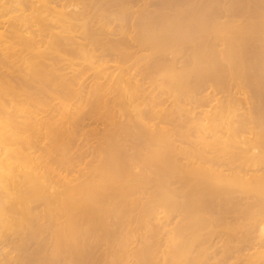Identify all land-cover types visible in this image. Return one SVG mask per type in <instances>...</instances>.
<instances>
[{
	"label": "bare ground",
	"instance_id": "6f19581e",
	"mask_svg": "<svg viewBox=\"0 0 264 264\" xmlns=\"http://www.w3.org/2000/svg\"><path fill=\"white\" fill-rule=\"evenodd\" d=\"M191 1L187 7L202 2ZM249 1L210 0L216 10L204 0L208 8H200L201 12L188 8L187 13L207 26L201 29L208 32L214 15L213 21L223 23L225 17L226 25V21L237 23L246 20V7L253 6L254 30L264 36V0ZM178 3L0 0V264H264V107L256 109L262 116L256 110L251 116L247 105L239 118L238 109L232 118L225 108L227 117H217L212 110L216 117L208 119L207 111L198 108L203 98L196 97V107L208 119L201 117L206 125L195 107L186 109L188 114L193 110L191 117L186 111L178 116L177 110L186 106L175 102L179 86L176 71L170 69L178 65H173L171 56L179 58L182 51L175 48L181 40L179 24L187 28L186 11ZM205 8L214 14H205ZM180 16L183 26L174 24ZM187 34L184 40L190 38ZM220 34L216 33L220 38L211 35L221 40ZM231 34L228 44L236 38L237 44L238 36L243 43L242 35ZM207 37L198 43L201 47L208 50L213 44L214 50L219 48L217 54L224 50ZM224 38L227 41V35ZM220 40L225 47V40ZM195 41L190 42L193 47ZM206 41L207 46H202ZM255 41L244 49L254 45L256 52ZM183 42L181 46L187 47ZM259 46L264 53V44ZM200 48L198 52L203 51ZM249 48L244 52L254 54ZM192 52L187 53L189 58L194 57ZM187 54L184 63L190 60ZM210 56L203 59H217ZM259 58L264 62V56ZM193 60L191 68L198 63ZM223 61L224 57L221 63L226 67L220 66L224 70L231 64ZM244 65L246 69L250 64ZM256 68L255 74L253 69L246 70L249 78L264 73ZM87 73L90 81L85 84ZM233 74L235 80L242 77ZM254 77L251 81L260 82ZM251 81V88L264 89L262 82L261 87ZM248 85H243L247 91ZM180 87L184 90V85ZM259 96L261 106L264 99ZM249 98L253 102L254 96ZM165 100L170 106H165ZM248 165L255 167L254 172L251 168L247 174ZM170 218L174 221L168 228ZM241 244L247 252L241 253Z\"/></svg>",
	"mask_w": 264,
	"mask_h": 264
},
{
	"label": "rangeland",
	"instance_id": "374dc122",
	"mask_svg": "<svg viewBox=\"0 0 264 264\" xmlns=\"http://www.w3.org/2000/svg\"><path fill=\"white\" fill-rule=\"evenodd\" d=\"M176 1H177V2L179 1L180 3H181V2H182V3L185 2V4L183 5L182 8L180 7V6L182 5V3H181V4L178 3V4H180V5H179V9H180V10L184 8V9H183V10H184L183 12L186 11V13L184 14L185 16L183 15V18H184L183 20H185V18H186V21H183V23L185 22V24H186V25H185V28H186V27H187V28H186V31H185V29L183 30L182 27L180 28V24H179V28L177 27L178 25H175V26H174V28L177 27L178 30L180 29V31L178 32V33H179L178 36L181 38V40L178 39V40H180V42H179L178 40H177V41H178L177 44H176V42H175V46H177V47H175V48L180 49V51H181V50H182V51H181V52L179 51L180 54H179V52L177 51L178 54H179V56H180L179 58L181 59L180 61L175 59V58H178V56L175 57V58H172V56H171V54H170L171 59L173 60V65L176 66V64H177L178 67L180 68V64H182V62L184 61V54H185V53H186V54H187V53L190 54V52L193 51V48H194L195 46H196L197 48L195 47V48H194V50L196 49L195 52H194V51L192 52V53H194L195 55H194V54H192V55H194L195 58L199 56L198 59H195V58L193 57V58H194V60H193V58H191L192 56L189 58L190 55L187 54V56L189 55L188 58H189L190 60H189V59H188V60L190 61V63H192V60H193V62L196 60V62L198 61V63H197L196 66H192V68H191V65H190L189 61H188V63L185 62V63L188 64V66L183 62V64H185V65L182 64L184 68H183V67H181V68L183 69L182 71H183L184 73H182V71H181L177 66H176L177 69L174 68L175 66L173 67V68L176 69V70L170 69V71H176V73H175L174 75H175V77H176V83H178V86H179V88L177 87L178 89L176 88V92L178 91V92H177V95H180V96H179V97L177 96L178 98H175V102H177V103L179 102V105H180V106H181V105L183 106V104H181L180 102H184V105L186 106V108H183V109H181V110L179 109V111L177 110L178 116H180L179 114H180V112L182 113V111H183V113H185L186 109H190V108H192V107H193V108L195 107V108L198 110L199 107H202V108H200V109H204L205 111H207V112H205V114H206V116H207L208 119H209V118H212V117H216V116H217V117H218V116H219V117H225L224 115H226V117H227V113H228V112H227V111L225 112V110H224L225 108H226V110L230 111V112H229V113H230V116L232 115V113H233V114L237 113L236 110L238 109V110H237V111H238V113H237L238 116L236 115V118H239V117H240L239 114H241V112L243 111V108H244V110H245V108L247 107V105H249L250 108H253L252 110L249 109V107L246 108V110H249V112L251 111V112H250V113H252L251 116H253V115H254L253 110L258 109V107H264V106H262V103H264V100H262V103H261V106H260V104L258 103L259 101H258V99H257L259 95H260L259 97H260L261 99H264V96H262V95H264V92H262V90H264V89L260 90V87L256 86L257 89H259V94H258V93H257L258 90L255 89V88H254L255 86L253 85L254 92L256 91V92H255V95H253L254 92H250V89H251V91L253 90V88L250 87V86L252 85V84H250V81H251V78H253L254 76L251 77V78H249V77H250V72H247V71H246V70H248V71H252V69H253L252 73H254V72H255L254 69H255L256 67L258 68V69L256 68V72H257V73H259V71H257V70H260V73H262L261 71H264V70H262V69H264V68H262V66H264V62H260V59H261V58H259L261 55L264 56V53H262V54L260 53L262 49H261V46H259V45L264 44V43L260 44V43H261V40H264V38H262V37H264V36H261V35L259 34V32H257V31L254 30V28H255V26H256L255 23L253 22V18H254V17L252 16V11L254 10V7H253V6H249V5H248V7H246V10H245V11H247V12L249 11V12L247 13L246 20L241 21V22L238 21V22H237L238 24L236 23V21H235V23H234L233 21H232V22H231V21H229V22L226 21V23H227L228 25H229L230 22L232 23V24H230L229 26L226 25V24L224 23V22H225V20H224L225 17H224L223 19H221L223 23H221L220 20H218V21H217V20L213 21V20H214V17H215V15H214L213 20H212L213 23H212V24H209V26H208V27H210V28H212V29L209 28V30H208V32H207L206 29H205V31L201 29V28H207V26H206V27H203V25L201 24L200 20H197V18H194V16L192 17L191 15H188V13H187V12H188L189 10H191V9H193V10H194V9H195V10L198 9V11L201 12V10H202L204 7H206V6H205V3L203 2L204 0H202V2H203V6H202V2H201L200 4L197 3V2H196V3L194 2L195 4H197V7H198V8L195 7V4H194V3H193L194 8H193V6H190V5H192V1L188 3V1H190V0H188V1H186V0H181V1H180V0H176ZM183 1H184V2H183ZM208 1L210 2V0H207V2H208ZM248 1H249V0H248ZM253 1H254V3H255V2H257L258 0H253ZM253 1H252V2H253ZM259 1H261V0H259ZM259 1H258V2H259ZM205 2H206V0H205ZM250 2H251V0L249 1V3H250ZM186 4H187V5L190 4L189 6L192 7V8L187 7ZM207 4H208V3H207ZM210 4H211V2H210ZM252 4H253V3H252ZM199 5H200L201 7H199ZM209 6H211V7H209ZM156 7H157V6H156ZM156 7L153 5L151 8H155V9H156ZM186 7H187V9H186ZM202 7H203V8H202ZM208 7H209V9H211L213 6H212V4H211V5H208ZM208 7H206V8H208ZM188 8H189V10H188ZM200 8H202V9L199 10ZM206 8H205V10H206L207 13L204 12V11H203V12H204L205 14H209V12H208V10H207ZM213 8H214V7H213ZM213 8H212V9H213ZM250 8H251V12H250V10H248V9H250ZM214 9H216V7H215ZM218 9H219V8H218ZM218 9H216V10H218ZM200 12H199V13H200ZM203 12H202V13H203ZM213 12H214V11H213ZM200 14H201V13H200ZM200 14H199V15H200ZM205 14H204V15H205ZM210 14H214V13H212V12L210 11ZM210 14H209V15H210ZM204 15H202V16H204ZM209 15H208V16H209ZM187 16L189 17L188 20H187V18H188ZM202 16H201V18H203ZM208 16L205 15V17L209 18ZM210 16H212V15H210ZM157 17H158V16H157ZM181 17H182V16H180V19H179L180 21H177L178 19H176V20L174 21V24H176V23L178 24L179 22H181V24H182L181 26H183V23H182V21H181ZM191 17H192V18H191ZM165 18H166V17H165ZM190 18H191V19H190ZM199 18H200V17H199ZM159 19H161V18H159ZM168 19H169V18H168ZM230 19H231V18H230ZM169 20H170V19H169ZM196 20L199 22L200 25H202V27H200V25L198 24V22H197ZM176 21H177V22H176ZM216 21H217V22H216ZM188 22H189V25H188ZM195 22H197V24L199 25V27L196 25ZM214 22L217 23V24H215ZM239 22H240V23H239ZM218 24H220V25L222 24V27H221L220 25H218ZM223 24H225L226 29L224 28V25H223ZM216 25L219 26V27H218L219 32L216 30ZM231 25H232V26H231ZM233 25H235V26H237V27L234 26V29H233ZM188 26H190V27L192 26V27L190 28V27H188ZM230 26L232 27V32H231V27H230ZM238 26H239V27H238ZM193 27H194V29H193ZM229 27H230V31H229ZM241 27H242V29H241ZM188 28H189V29H188ZM196 28H197L198 31H195ZM220 28L223 29L224 31L221 30V31H222V32H221V31H220ZM235 28H236V29H235ZM251 28H252V30H251ZM181 29H182V30H181ZM187 29H188V30H187ZM192 29H193V30H192ZM227 29H228V30H227ZM238 29H239V30H240V29L242 30V31L240 30L241 33L238 31ZM245 29H246V30H245ZM233 30L236 31V32H239V33H236V34H235V33H233ZM253 30H254V31H253ZM181 31H182V32H181ZM184 31H185V33H184V35H183V32H184ZM190 31H191V32H190ZM192 31H195L196 33L199 32V33L196 35V33L192 32ZM209 31H210L211 34L215 33V36H216V37H219L218 35H216V33H219V34L221 33V34H220V36H221L222 33L225 32L226 35H227V38H228L227 41H226V39L224 38V36H226L225 33L223 34L224 36H223V35L221 36V40H222V41L219 39L220 37H219L218 39H219L222 43H223V41L225 40L224 42L227 43L226 46H228V48H230V49L233 50V51H235L234 49H236V51H237L238 49H240L238 53L236 52L237 54L234 52L237 56H236V55H233L234 53H232L233 51L231 52L230 49H229L230 51H229L228 49H226V48H227L226 46H225V47L222 46L223 44L219 43V42H218L219 40H218L217 38H216V40H215V38H213V37H215V36L209 34ZM212 31H213V33H212ZM243 31H244V32H243ZM250 31H251L252 34H253V32H254V34H256V35H255V36H256L255 38H256L257 41L254 40V34L252 35V34L250 33ZM202 32H203V33H202ZM245 32L247 33V35L245 34ZM187 33H188V34H187ZM192 33H194L195 35L193 36ZM200 33H202L203 35H201ZM205 33H206V34H205ZM231 33H232V34H231ZM186 34H187V36L189 35V37H190V38H188V37L186 36V38H188V40H187L186 38H185L186 40H184L183 37H182V36L185 37ZM230 34H231V36H233V37H235V36L237 37V36H238L237 34H239L240 36L242 35V37H243V43L240 41L241 39H240L239 36H238V40H239V41L237 42V44H238V43L240 44V42H241V44H242V46H243V49L240 48V47H238L239 44H238V45L236 44V41H235V40H237L236 37H235L236 39H234V40H233V38L231 37V39L233 40V41L231 40V41H232V42H231L232 44H228V43H229V40H230ZM244 34H245V36H246L247 38H246L245 36H243ZM198 35H200V36H198ZM207 35H211L212 37H210V36H208V37L212 38V39L216 42V43H215L213 40H211L212 43L219 44V45H217V48H218V47L223 48L226 52H225L224 50L220 49L219 54H217L218 52L215 53L216 51H218L219 48L216 49V50H214L213 47H212L213 44L211 43L212 46L209 45L210 42H209V44H208V45H209V46H208L209 48L207 47L208 50H207L206 48H204V47H201L200 45H201V43L205 42V40H206L205 38L207 37ZM248 35H250V37H249ZM195 36H197V37H195ZM204 36H205V37H204ZM252 36H253V37H252ZM258 36L261 37L260 40H259V37H258ZM200 37H204V38H201V39H200ZM208 37H207V40H208ZM222 37H223L224 39H223ZM257 37H258V39H257ZM191 38H193V40H192ZM195 38H198V39H195ZM248 38H251V44H254V43H252V42L255 41V47H254V48H256V49H255L256 52H255L254 49H252L254 45L252 46L251 49H252L253 51H251V52H254V54L252 53V54H250V55H249V53H246V52H248L247 49H248L249 47H247V49H246L247 51L244 49V47L248 44L247 41L250 42V39H248ZM189 39L192 40V41H190ZM199 39H200V40H199ZM202 39H204V40H202ZM245 39H247V41H246ZM195 40H197V43H196ZM198 40H199V41H198ZM258 40H259V41H258ZM183 41H185V43H186V42L188 43V44H184V45L187 46V47H185V48H184V46H181V43H182ZM193 41H195V43H194L195 46H194V47H193L192 44H190V42L192 43ZM208 41H209V40H208ZM245 41H246V42H245ZM244 42H245V43H244ZM256 42H257V43H256ZM259 42H260V43H259ZM183 43H184V42H183ZM183 43H182V44H183ZM198 43H199L200 45H199ZM258 43H259V44H258ZM241 44H240V46H241ZM243 44H244V45H243ZM245 44H246V45H245ZM251 44L249 43L247 46H249V45H251ZM178 45H179V46H178ZM220 45H221V46H220ZM224 45H225V44H224ZM229 45H231L232 47H230ZM233 45H234L235 47H234ZM236 45H237V46H236ZM256 45H258V46H256ZM190 46H191V47H190ZM198 46H200L201 48L198 47ZM202 46H207V41H206L205 45L202 44ZM214 46H215L214 48H216V45H214ZM242 46H241V47H242ZM179 47H180V48H179ZM250 47H251V46H250ZM258 47H260V51H258ZM188 48H190L191 51H190V49L188 50ZM199 48H200V50H203V51L206 50V51H207V53H206V51L204 52V53H205L204 57H200V56H203V54H202L203 51L198 52V51H199V50H198ZM202 48H203V49H202ZM262 48H264V47H262ZM177 49H176V50H177ZM183 49H184V50L186 49L187 51H190V52H187V51L184 52ZM251 49L249 48V50H251ZM176 50H175V51H176ZM221 50H222V51H221ZM208 51H209V52H208ZM212 51H213V52H212ZM223 51H224V52L226 53V55H227V58H226V59H225L226 55H224V52H223ZM228 51L231 52L232 55H231V53L229 54ZM241 51H243V52L246 51V52H244V53L247 54V55H245V54L242 53ZM177 52H176V53H177ZM201 52H202V53H201ZM221 52H223V53L220 54ZM227 52H228V53H227ZM240 52H241V54L239 55ZM258 52H259L261 55L258 54V55H260V56L257 57L258 59H256L255 56H258V55H255V54L258 53ZM196 53H197V55H198V54H199V55L197 56ZM209 53H210V54H209ZM178 54H177V55H178ZM181 54H182V55H181ZM208 54H209V55H208ZM242 54H243V55H242ZM210 55H216L217 59H215V60H211V58H210L211 61L208 60V62H207L206 60H207L209 57H211ZM221 55H223V56H221ZM241 55H242V56H241ZM253 55H254V56H253ZM110 56H111V55H110ZM110 56H105V57L108 58V57H110ZM206 56H207L208 58H207L206 60L203 59V58H205ZM219 56H220V57H219ZM229 56L232 57V58H229ZM234 56H235V57H234ZM238 56L243 57V58L246 57L247 60H246V58H244V60H246V62H245V61H244V62H241V61H243V59L241 60L240 57H239L238 59H236V57H238ZM248 56L253 58V59L251 58V61H252V62H249L250 60H249ZM111 57H112V56H111ZM111 57H110V58H111ZM221 57H222V58H221ZM223 57H224V61H225V62H226L227 59H228V61H227V66H229V65L231 64V65H230L231 67L229 66V67H227V68L224 69V70L221 69V67H226V66H225L226 63H225L224 61H223V63H225V64H222V63H221V61L223 60ZM179 58H178V59H179ZM185 58H186V57H185ZM233 58H235V60H232ZM108 59H109V58H108ZM186 59H187V58H186ZM202 59H203V60H202ZM262 59H264V58H262ZM174 60H175V61H174ZM229 60H230V61H229ZM231 60H232V61H235L237 65L235 64V62L232 63ZM237 60H238V62H237ZM239 60H240V61H239ZM257 60H258L259 62H258ZM169 61H170V60H169ZM176 61H178V62L176 63ZM186 61H187V60H186ZM205 61H206V62H205ZM212 61H213V62H212ZM214 61H216V62L218 61V62L216 63V62H214ZM254 61H256V62H254ZM196 62H195V63H196ZM199 62H200V63H199ZM209 62H212V63L216 64V66H217V65H219V66L216 67V66H214V64H212V63H211L212 65H210ZM228 62H229V63H228ZM61 63H62V62H61ZM174 63H175V64H174ZM195 63L192 64V65H195ZM218 63H219V64H218ZM220 63H221V65H220ZM240 63H242V64H240ZM248 63H249L250 65H249ZM257 63H259V64H257ZM260 63H261L262 65H261ZM199 64H200V65H199ZM243 64H247V65H244V66H246V67H248V65H249V67H248L249 69H248V68L245 69V68L242 66ZM63 65H64L63 68H65V69H64V72L69 71V70H67V69H69V68H66V67H65V63L62 64V66H63ZM66 65H67V67H68V64H66ZM170 65H171V64H170ZM253 65H254V66H253ZM257 65H258V66H257ZM259 65H260L261 68H259ZM185 66H186V68H185ZM220 66H221V67H220ZM233 66H234V67H233ZM237 66H238V67H241V66H242L241 69H240V70H242V71H240V70L237 68ZM255 66H256V67H255ZM170 67H171V66H170ZM232 67H233V68H232ZM235 67H236L237 70L235 69ZM187 68H188V69H187ZM193 68H194L195 70H194ZM196 68H197V69H196ZM228 68H229V70H232V69H233L234 72H238L239 75H242V77L244 76L243 74L247 75L248 77H246V76H245V78L243 77V78H244V81H246V83L241 79L242 77H240V76H239V77H240L241 80L239 79L238 76H237L236 80H235V78L231 77V76H233V75L235 76V74H233V73H234V72H233V73H231V74L229 75V73H230L231 71H229V73H228V72L226 71V70H228ZM230 68H231V69H230ZM190 69L194 70L195 73H194L193 71H191ZM66 70H67V71H66ZM177 70H180L181 72H179V71H177ZM186 70H187V72H186ZM197 70H198V71H197ZM190 71H191V72H190ZM208 71H209V73H208ZM221 71L223 72V74H222ZM224 71H226L227 74H224ZM178 72H179V73H178ZM212 72H213V73H212ZM226 72H225V73H226ZM177 73H178L179 75H178ZM189 73H190V74H189ZM196 73H197V74H196ZM199 73H200V74H199ZM252 73H251V75H253ZM180 74H181V75H180ZM187 74H188V75H187ZM204 74H206V75L204 76ZM214 74H215V75H214ZM254 74H255V73H254ZM262 74H264V73H262ZM262 74L260 75L261 77H259L258 74H256V76H255L254 78H255L256 80H260V82H262V84H264V81H262V80H264V78H262V77H264V76H262ZM89 75H90V74L87 73L86 76H85V81H84V83L86 82L85 84H88V82L90 81V77H89ZM189 75H190V76H189ZM213 75H214L215 77H217V76H218V77L215 78ZM216 75H217V76H216ZM87 76H88V77H87ZM177 76H179V77L177 78ZM184 76H185L186 78H185ZM194 76H195V77H194ZM257 76H258L260 79H259ZM189 77H190V78H189ZM206 77H207V78H206ZM228 77H229L231 80H229ZM192 78H193V79H192ZM196 78H197V79H196ZM220 78H221L225 83H223V81H222ZM232 78H233V79H232ZM248 78H249L250 81H248ZM261 78H262V79H261ZM178 79H180V80H178ZM188 79H189V81H188ZM224 79H225V80H224ZM237 79H238L239 81H241V82L238 83ZM245 79H247V80H245ZM255 79H253V80L255 81ZM181 80H182V82H181ZM232 80H233V81H232ZM186 81H187V82H186ZM192 81H193V84H192ZM210 81H211V82H210ZM229 81H230V83L228 84ZM235 81H236V82H235ZM242 81H243V83H242ZM185 82H186V83H185ZM234 82H235V83H234ZM258 82H259V81H257V83H258ZM260 82H259L258 84H261ZM184 83H185V84H184ZM211 83H212V84H211ZM220 83H221V84H220ZM231 83H233V85H232ZM241 83H242L244 86H245L246 84H247V85L249 84V85H248V89H249V91L245 90L246 88H243V85H242ZM251 83H256V82L251 81ZM257 83H256V84H257ZM222 84H223V85H222ZM240 84H241L242 86H241ZM258 84H257V85H258ZM262 84H261V87H262ZM143 85L145 86V84H143ZM183 85H184V90H183V87H182V88L180 87V86H183ZM193 85H194V87H193ZM199 85H200V87H199ZM204 85H205V86H204ZM234 85H235V86H234ZM169 86H170V85H169ZM201 86H202V87H201ZM203 86H204V87H203ZM232 86H233V87H232ZM238 86H239V88H238ZM240 86H241V87H240ZM190 87H192V88H190ZM209 87H210V88H209ZM216 87H217V89H216ZM219 87H220V88H219ZM230 87H231V89H230ZM234 87H235V88H234ZM171 88H172V87H171ZM203 88H204V89H203ZM207 88H208V89H207ZM227 88H228V89H227ZM211 89H212V90H211ZM221 89H222V91H221ZM229 89H230V90H229ZM242 89H243V90H242ZM170 90H171V89H170ZM170 90H169V95L172 93V92H170ZM179 90H180L181 93H182L183 91H185V92H183V93L181 94V93L179 92ZM192 90H193V91H192ZM215 90H217V92H216ZM218 90H219L221 93H220ZM237 90H238V91H237ZM241 90H242V91H241ZM189 91H190V92H189ZM207 91H208V92H207ZM223 91H224V92H223ZM229 91H232V92L229 93ZM239 91H241V92H239ZM191 92H192V93H191ZM203 92H204V94H203ZM222 92H223V93H222ZM234 92H235V93H234ZM248 92H249V94L251 93L252 95H249ZM184 93H185V94H184ZM205 93H206V94H205ZM225 93H226V94H225ZM228 93H229V94H228ZM240 93H241V94H240ZM261 93H262V94H261ZM186 94H187V95H186ZM212 94H213V95H212ZM171 95H172V94H171ZM171 95H170V96H171ZM183 95H185V96L182 97ZM196 95H197V96H196ZM226 95H227L228 101H227ZM243 95H245V96H244L245 98L243 97ZM247 95H249V97H250V96H251V97L254 96V98H251L252 101H253V102H251V103H253V105L256 104V107L258 106L257 108H256L255 106H253V105L250 103L251 100H250L249 97L247 98ZM194 96H195V98H194ZM229 96H230V97H229ZM261 96H262V97H261ZM168 97H169V96H168ZM172 97H173V95H172ZM191 97H192V98H191ZM196 97L203 98V101L200 102V105H203V106H200V105L198 106V103H196V99H197ZM206 97H209V98H206ZM223 97H225V98H223ZM255 97H256V98H255ZM166 98H167V94H166ZM170 98H171V97H170ZM205 98H206V100H205ZM230 98H232V99H230ZM235 98H236V99H235ZM260 98H259V99H260ZM164 99H165V98H164ZM167 99L170 101V103L173 102V100L171 101V99H173V98H171V99L167 98ZM178 99H180L181 101L178 100ZM220 99H221V100H220ZM245 99H246V100H245ZM253 99H254V100H253ZM255 99H257V100H255ZM168 100H167V101L165 100L167 105H165V104H164V105H165L166 107H168V105H169V103H167ZM190 100H191L192 103L190 102ZM193 100H194V101H193ZM186 101L188 102V105H187ZM205 101H206V103H205ZM235 101H236V102H235ZM245 101H246V102H245ZM255 101H257V103H256ZM217 102H218V103H217ZM222 102H223V103H222ZM244 102H245V104H244ZM254 102H255V104H254ZM173 103H174V102H173ZM173 103H172V104H173ZM219 103H221V104H219ZM224 103H225V106H224ZM226 103H228V104H226ZM229 103H230V104H229ZM239 103H240V104H239ZM192 104H193V105H192ZM216 104H218L219 106L216 105ZM222 104H223V105H222ZM231 104H232V105H231ZM257 104H258V105H257ZM173 105H174V104H173ZM239 105H240L241 107H240ZM244 105H246V106H244ZM169 106H170V105H169ZM174 106H175V105H174ZM174 106H171L170 108H172V107H174ZM185 106H183V107H185ZM190 106H191V107H190ZM196 106H198V108H197ZM223 106H224V107H223ZM217 107H218L219 109H218ZM235 107H236V108H235ZM254 107H255V108H254ZM214 108H215V109H214ZM222 108H223V110H224L225 113H220V110H222ZM231 108H232V109H231ZM196 109H194V110H196ZM216 109H217L218 112L221 114V116H220V114H218L217 112L215 113V111H217ZM234 109H235V110H234ZM239 109H242V110H239ZM197 110H196V113H197V112L199 113V111H201V110H198V111H197ZM212 110H213V112H214L213 114H215L216 116H214V115L212 114V112H211ZM214 110H215V111H214ZM231 110H232V111H231ZM258 110H259V109H258ZM260 110H261V108H260ZM256 111H257V110H256ZM256 111H255V113L258 112V111H257V112H256ZM203 112H204V111H201V112L199 113L200 115L198 114L200 118L202 117V115H203V116L205 115ZM210 112H211V113H210ZM221 112H222V111H221ZM234 112H235V113H234ZM249 112L246 111V113H247L248 115L250 114ZM259 112H260V111H259ZM259 112H258V113H259ZM262 112H264V111H262ZM177 113H176V114H177ZM183 113H182V114H183ZM196 113H195V111H194V115H196ZM201 113H202V114H201ZM207 113H208V114H207ZM229 113H228V115H229ZM182 114H181V115H182ZM187 114H188V113H187V111H186V116L191 117L192 114H193V110L191 109L190 114H188V115H187ZM209 114H211V115H213V116L210 117ZM217 114H218V115H217ZM247 114H244V116L247 115ZM184 115H185V114H184ZM184 115H182V116H184ZM194 115H193V116H194ZM198 115H196V116H198ZM208 115H209V117H208ZM222 115H223V116H222ZM241 115H242V114H241ZM259 115L262 116V115H264V114L261 115V112H260ZM186 116H185V118H187ZM206 116H204L203 119L206 118ZM232 116L235 118V115H232ZM232 116H231V117H232ZM242 116H243V115H242ZM255 116H257V114H256ZM260 116H258V117H260ZM199 117H197V118L194 117V118H195V119H200ZM231 117H230V118H231ZM233 117H232V118H233ZM246 117H248V116H246ZM207 118H206V119H207ZM206 119H205V120H206ZM208 119H207V120H208ZM200 120H201V123L204 122L205 124H204V123H203V124L206 125V122H205V121H202V118H201ZM85 122H86V123H91L90 120H89V121H88V120H85ZM207 122H208V121H207ZM245 168H247L248 173L246 172ZM245 168H243V169H244L245 173H247V174H249V173L251 172L249 169L252 168V169H251L252 172H254L253 168L255 169V167H253V166H251V165L245 166ZM222 169L225 170L223 167H222ZM244 171H243V172H244ZM249 171H250V172H249ZM224 172H226V171H224ZM252 172H251V173H252ZM235 193H236L237 195H236ZM235 193H234V195H236V197H239V193H238V192H235ZM169 220H170V222H169V224H168V228L171 226V223L174 221V218H170ZM214 240H215V237H214ZM218 244H219V240H218ZM135 245H136V242L132 244V247H134ZM161 249H163L162 246H161L160 248L157 249V250H159V251H158V255L161 254ZM241 249H243V251H241V253H242V252L245 253V252H247V249H248V248H247L246 245L241 244V245H240V250H241ZM228 263H229V262H226L225 264H228Z\"/></svg>",
	"mask_w": 264,
	"mask_h": 264
}]
</instances>
